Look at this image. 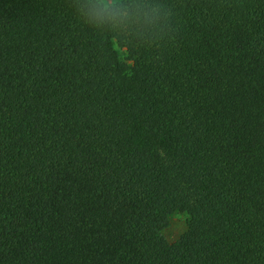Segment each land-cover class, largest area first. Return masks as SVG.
<instances>
[{
	"label": "trees",
	"instance_id": "obj_1",
	"mask_svg": "<svg viewBox=\"0 0 264 264\" xmlns=\"http://www.w3.org/2000/svg\"><path fill=\"white\" fill-rule=\"evenodd\" d=\"M119 2L0 0V264H264V0Z\"/></svg>",
	"mask_w": 264,
	"mask_h": 264
},
{
	"label": "clouds",
	"instance_id": "obj_2",
	"mask_svg": "<svg viewBox=\"0 0 264 264\" xmlns=\"http://www.w3.org/2000/svg\"><path fill=\"white\" fill-rule=\"evenodd\" d=\"M102 3L103 8L97 5L78 4L77 9L81 13V18L89 24L110 22L113 25L123 23L130 17L135 18L137 21L150 19L149 13L139 7L133 8L130 13L128 6L119 2V0H102ZM85 7H87V11H84Z\"/></svg>",
	"mask_w": 264,
	"mask_h": 264
},
{
	"label": "rangeland",
	"instance_id": "obj_3",
	"mask_svg": "<svg viewBox=\"0 0 264 264\" xmlns=\"http://www.w3.org/2000/svg\"><path fill=\"white\" fill-rule=\"evenodd\" d=\"M118 51L120 55L124 57V51L120 48H118ZM163 209L169 223L168 226L163 229L162 234L173 247H177L181 234L187 229V215L170 204H165Z\"/></svg>",
	"mask_w": 264,
	"mask_h": 264
}]
</instances>
